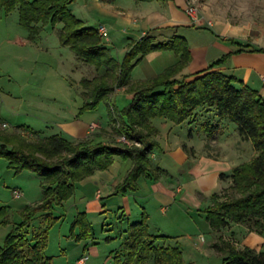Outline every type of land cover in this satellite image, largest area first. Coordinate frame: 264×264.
<instances>
[{"label": "trees", "instance_id": "1", "mask_svg": "<svg viewBox=\"0 0 264 264\" xmlns=\"http://www.w3.org/2000/svg\"><path fill=\"white\" fill-rule=\"evenodd\" d=\"M74 1L0 0V11L8 14L17 8L19 25L32 34H38L40 26L63 23L59 36L61 45L68 47L85 65L97 72L103 71L92 79H81L82 89L87 93L82 109L93 110L99 102H108L115 89L124 88L131 98L121 110L108 106L109 121L114 125L115 135L131 145L119 141L93 143L86 139L73 143L58 135L42 138L27 127L20 129L27 136H0V158L7 161L10 170L15 174L28 170L44 179L42 201L24 208L22 222L10 229L0 245V264H53L45 251L48 228L57 220L51 215L54 206L68 200L76 184L90 177L94 170H106L115 157L131 162V169L117 186L118 193L136 191L139 178L156 181L160 170L151 168L149 155L159 148L155 141L158 132L149 121L166 119L180 125L203 107L213 110L219 122L227 120L235 124L241 139L249 141L256 153L249 162L232 169L228 177L230 185L222 192L224 194L211 197V206L204 210L205 219L213 231L234 223L264 236V99L260 93L213 70L220 67L226 57L213 62L203 72L182 74L190 62V52L186 40L177 35L159 43L147 32L128 46L123 60L118 62L102 44L97 29L84 27L70 14L68 7ZM94 1L111 3L115 0ZM157 51H172L178 58L177 63L152 78L131 82L133 68L144 56ZM257 51L264 52V49ZM219 122L211 120L200 125V132L208 142L222 135ZM37 212L43 214L42 221L47 227L31 231L30 222ZM4 214L5 210L1 209L0 225L6 222L1 220ZM72 228L79 229L78 239L92 236L85 213L77 214ZM124 234L121 249L112 257V264H182L181 249L170 243L171 238L149 234L146 214L143 213L138 222L129 224ZM212 247L223 254L221 264H264V253L248 247L237 249L220 237Z\"/></svg>", "mask_w": 264, "mask_h": 264}, {"label": "rangeland", "instance_id": "2", "mask_svg": "<svg viewBox=\"0 0 264 264\" xmlns=\"http://www.w3.org/2000/svg\"><path fill=\"white\" fill-rule=\"evenodd\" d=\"M195 6L200 18L227 21L239 30L244 41L264 48V0H195ZM103 10L112 12L110 4L94 0H75L68 7L70 14L84 27L97 29L100 25L105 26L108 36L102 39V44L109 48L116 61L121 62L128 49L127 42L136 40L140 30L133 25L131 12L119 15L113 12L116 17L111 18ZM63 27V23L48 24L40 26L38 34H32L19 25L17 8L8 14L0 11V136L18 134L24 137L26 134L20 130L23 125L36 133L43 132L45 136L61 134L60 124L78 117L88 125L94 122L91 125L97 127L89 129L91 133L86 140L105 144L117 142L121 137L114 133L108 106L111 104L121 110L129 102L126 99L128 94L125 91L117 93L111 101H101L93 110L82 109L87 93L82 89L81 79H92L103 71L97 72L85 65L68 47L61 45L59 36ZM196 32H179V35H188V39L193 35L197 38L204 36ZM174 55L172 51L147 54L133 68L132 82L152 78L154 76L150 75L156 71L160 74ZM65 138L76 142L71 136ZM204 151L214 152L215 147L208 142ZM245 155L247 157V152ZM130 169L129 160L116 158L106 170H96L95 174L77 183L74 194L61 206H54L51 215L57 220L48 228L45 251L53 264H76L80 258L87 259L85 264H112V257L120 251L124 241V231L137 221L134 211L140 204L137 197L134 198L136 193L148 195L138 182L136 191L118 193L117 186L122 184ZM43 184L44 179L28 170L15 174L7 167V161L0 158V210H5L1 220L6 221L0 225V245L10 229L22 222L24 208L42 201ZM14 190L22 192V197L14 199ZM97 193L100 199L96 198ZM148 201L150 203L146 205L157 211L161 206L169 210L173 205L160 196L149 197ZM185 208L186 218L177 217L175 227L169 226L171 220L168 224L163 222L174 237L170 243L181 249L182 264H221L222 256L213 253L209 246L213 233L204 215L193 210L188 212V207ZM78 213H85L91 228L90 238L78 239L79 229L72 228ZM42 215L41 212L35 213L30 222L31 231L47 227ZM159 216L162 223L165 215ZM181 219L186 222L182 224ZM151 223L149 230L154 234L157 227Z\"/></svg>", "mask_w": 264, "mask_h": 264}, {"label": "crops", "instance_id": "3", "mask_svg": "<svg viewBox=\"0 0 264 264\" xmlns=\"http://www.w3.org/2000/svg\"><path fill=\"white\" fill-rule=\"evenodd\" d=\"M123 1L115 0L107 3L110 4L112 12L109 10H103V12L105 15H110L111 18H115L116 14L131 12L133 25L140 30V36L136 40L130 39L127 42V48L147 32H151L155 42L159 43L169 40L174 35L181 36L186 40L190 52V62L182 74L194 75L203 72L213 62L226 57L224 63L213 70L221 71L225 75L235 78L243 85L259 92L264 99V85L260 79V76L264 74V52L257 51L262 47L240 38L239 30L231 23L201 18L199 26L192 25L185 14L186 0L151 2L132 0V3ZM192 31H197L204 34V36L197 38L193 35L188 39V35H186L187 37L179 35V32L186 34ZM177 61L178 58L174 55V59L170 61L169 66L176 64ZM156 72H153L150 76L157 75ZM130 81L132 82L131 77ZM124 91V88L115 89L110 95V101L114 95L124 93ZM130 98L131 95L126 96L127 101ZM156 120L157 122H155ZM211 120L215 123L219 122L214 117L213 110L203 107L196 109L193 117L180 125H175L166 119L157 118L149 121L158 132L155 141L159 144V148L149 155V162L151 168L159 169L160 172H158L156 181L139 178L138 184L147 191L148 195L144 196L141 193H136L133 197H137L140 204L134 211V216H136L134 218L137 220L135 222L141 219L143 213L146 214L148 232L150 231L149 224L151 222V226L157 227L154 234L150 231L151 235L174 238L165 227L169 220H171L169 226L175 227L178 222L177 217L186 218L185 206L188 207V212L193 210L205 217L204 210L211 206V197L219 195L230 185L228 177L232 169L242 163L249 162L255 156L256 153L252 144L249 141L242 140L237 132L236 125L227 120L219 122L222 127V135L216 141L209 142L214 145L215 151L206 153L204 147L208 141L205 135L200 132V125ZM92 123L94 122L88 125L82 119L75 117L70 122L60 124L62 133L56 135L64 139H66L65 136H71L74 141L78 142L89 137L91 133L89 126ZM21 127H27L34 132L28 126L23 125ZM39 133L42 138L50 137L43 135V132L39 131ZM93 143L105 144V142ZM245 152H247V157ZM116 158L118 157H115L113 161ZM95 171H93V174H95ZM158 196L173 202L169 210L161 206L157 211L155 207L146 205V203H150L148 201L149 197L153 199ZM96 198L100 199L99 193H97ZM158 215H165L166 219L161 223V217L158 218ZM163 222H167V224ZM185 222L181 219L182 224ZM212 233L213 240L209 246L211 251L221 255L222 259L223 254L212 247L219 237L232 243L237 249L248 247L256 252L264 253V236L248 231L245 225L229 223L219 231L212 230Z\"/></svg>", "mask_w": 264, "mask_h": 264}, {"label": "built area", "instance_id": "4", "mask_svg": "<svg viewBox=\"0 0 264 264\" xmlns=\"http://www.w3.org/2000/svg\"><path fill=\"white\" fill-rule=\"evenodd\" d=\"M185 14L189 18L190 23L192 25H194V26H199L200 25L201 18L199 17L198 8L195 6V0H186ZM97 33H98V36L101 39H106L107 38V30H106V28L103 25H101V26H99L97 28ZM260 79H261V81H262V83L264 85V74H262L260 76ZM96 128L97 127L95 125H90L89 126L90 130H94ZM119 142H121V143H123L125 145H128V146L131 145V143L126 141L123 137L119 138ZM12 196H13L14 199H19V198L22 197V192L14 190L12 192ZM86 260H87L86 258H80V259L77 260L76 264H85Z\"/></svg>", "mask_w": 264, "mask_h": 264}]
</instances>
